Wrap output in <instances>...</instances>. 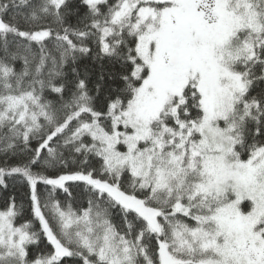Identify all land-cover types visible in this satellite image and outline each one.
<instances>
[{"label":"snow or ice","instance_id":"6c2138e0","mask_svg":"<svg viewBox=\"0 0 264 264\" xmlns=\"http://www.w3.org/2000/svg\"><path fill=\"white\" fill-rule=\"evenodd\" d=\"M0 264H264V0H0Z\"/></svg>","mask_w":264,"mask_h":264}]
</instances>
